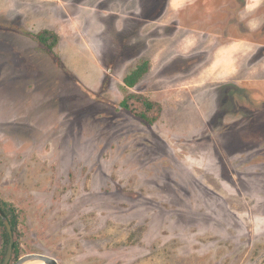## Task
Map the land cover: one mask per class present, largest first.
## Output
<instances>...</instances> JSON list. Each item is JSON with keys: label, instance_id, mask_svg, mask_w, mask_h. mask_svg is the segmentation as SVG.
<instances>
[{"label": "rangeland", "instance_id": "rangeland-1", "mask_svg": "<svg viewBox=\"0 0 264 264\" xmlns=\"http://www.w3.org/2000/svg\"><path fill=\"white\" fill-rule=\"evenodd\" d=\"M16 13L56 17L63 56L32 45L46 80L0 113L21 256L264 264V0H0V19ZM85 47L98 83L83 79ZM128 95L158 106L150 121Z\"/></svg>", "mask_w": 264, "mask_h": 264}, {"label": "crops", "instance_id": "crops-1", "mask_svg": "<svg viewBox=\"0 0 264 264\" xmlns=\"http://www.w3.org/2000/svg\"><path fill=\"white\" fill-rule=\"evenodd\" d=\"M55 18L51 19L50 25H48V20L45 16H29L23 13L11 14L9 17L4 16L0 19V101L5 100V102L0 103V113H5V108L8 106L6 100H8L9 97L17 99L18 96L24 99V101L26 99L33 100V97H36L34 93L40 90L35 91L34 87L29 84V82L39 81L40 83L46 80V73L42 71L41 65H36L30 54L31 51H28L31 49L32 45L35 46L38 44L40 50L42 49L44 51L41 50V53L45 55L49 54L53 58L55 57V61H58L57 57L60 54L57 49L60 51L62 46L60 45V33L56 29L57 26L54 27L55 22H58L57 18ZM33 26L35 31L31 29ZM43 30H50L59 37L53 53H50L34 36ZM85 51L87 52L86 57H81L84 53H78L79 57L84 60L85 66L80 65L85 67L87 72H89V74H87L86 69L84 70L88 78L84 76L83 79L85 81L91 80L94 81V83H98L103 80V67L101 66L97 54L91 47L90 50L85 47ZM91 54L93 55L92 58L90 57ZM61 57L63 58V56ZM79 57L74 58L77 60ZM86 58L89 59V62ZM77 61H80V59ZM60 62V64H62V61ZM32 65L36 70H31ZM93 67L95 68L93 69ZM3 87H6L5 89L7 90H3Z\"/></svg>", "mask_w": 264, "mask_h": 264}, {"label": "trees", "instance_id": "trees-1", "mask_svg": "<svg viewBox=\"0 0 264 264\" xmlns=\"http://www.w3.org/2000/svg\"><path fill=\"white\" fill-rule=\"evenodd\" d=\"M34 36L39 42H41L45 46V48L50 53H53L54 47L57 45L59 40V37L56 33H53L50 30H43L35 34ZM145 71L146 64L143 63L142 65H139L137 69H135V71H133L130 75H127L125 77V83L130 87L135 86L136 83L142 77V75L145 73ZM130 97H132V95L126 96V98L121 101V105L125 109L132 111L145 121H150L152 119L150 111H155V109H158V106H156L154 102L150 101L149 99L141 96L138 97V100L143 106L136 105L134 101H131ZM5 219L9 221L13 231L14 244L11 263H15L21 257V247L18 239L19 212L15 204L0 197V224L4 228L2 232L3 246L1 251L0 264H4V259L6 257L10 242V236L6 228Z\"/></svg>", "mask_w": 264, "mask_h": 264}, {"label": "water", "instance_id": "water-1", "mask_svg": "<svg viewBox=\"0 0 264 264\" xmlns=\"http://www.w3.org/2000/svg\"><path fill=\"white\" fill-rule=\"evenodd\" d=\"M5 224L10 236V242L6 257L4 259V264H28L30 262H43L44 264H62L56 257L43 253H29L21 256L15 263H11V259L13 256L14 236L12 227L7 219H5Z\"/></svg>", "mask_w": 264, "mask_h": 264}, {"label": "bare ground", "instance_id": "bare-ground-1", "mask_svg": "<svg viewBox=\"0 0 264 264\" xmlns=\"http://www.w3.org/2000/svg\"><path fill=\"white\" fill-rule=\"evenodd\" d=\"M28 264H44L43 262H30Z\"/></svg>", "mask_w": 264, "mask_h": 264}]
</instances>
